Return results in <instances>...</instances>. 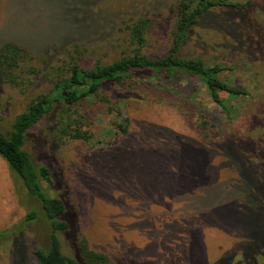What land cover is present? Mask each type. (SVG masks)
<instances>
[{
	"label": "rangeland",
	"instance_id": "obj_1",
	"mask_svg": "<svg viewBox=\"0 0 264 264\" xmlns=\"http://www.w3.org/2000/svg\"><path fill=\"white\" fill-rule=\"evenodd\" d=\"M121 1L0 0V50L16 44L28 53L14 83L0 80L4 134L29 101L47 90L68 47L85 45L93 59L114 58L119 23L129 14L148 11L146 51H165L174 0H134L135 8L125 14L117 9ZM237 1L249 4L208 13L181 50L184 57L223 66V80L246 92L222 95L230 117L200 83L152 82L136 91L119 90L111 98L113 114L102 103L84 106L78 119L91 136L88 143L55 135L51 122L26 137L24 149L32 160L52 171L59 190L51 195L63 198L74 216L76 238H85L113 264H213L221 258L219 264H264V12L257 10L264 0ZM233 25L242 32L221 35ZM119 97L126 98L125 107L115 106ZM125 119L129 143L110 149L115 124ZM204 119L210 124L208 141L228 147L232 163L225 190L229 204L206 212L199 194L216 179L203 169L208 155L199 149L198 141L205 140L196 125ZM146 123L154 128L140 130ZM32 210L40 211L37 200L0 157V233L8 232L0 240V264H37L33 251L48 250L47 223L40 216L25 223ZM71 235H59L61 252L76 258Z\"/></svg>",
	"mask_w": 264,
	"mask_h": 264
},
{
	"label": "trees",
	"instance_id": "obj_2",
	"mask_svg": "<svg viewBox=\"0 0 264 264\" xmlns=\"http://www.w3.org/2000/svg\"><path fill=\"white\" fill-rule=\"evenodd\" d=\"M78 1L83 2V0ZM132 2L133 5L136 3L134 0L121 1L122 6L117 8L120 9V14L130 13L135 8ZM248 4L237 0H174L169 9L172 25L168 32V46L160 54H149L146 51L152 26L151 19L147 16L148 11H144L140 16L129 14L119 23L114 58L109 61L93 59L85 45L75 44L68 47L60 65L56 66L48 77L47 90L29 101L25 109L15 117L8 134L0 130V157L22 179L30 196L37 200L40 206L39 212L32 210L26 215L25 223L34 222L40 216L49 228L48 250L36 248L33 251L37 264L113 263L106 255L92 250L85 238H76L73 232L75 231L74 216L69 214L63 198L51 195L59 190L55 187L57 182L54 181L52 171L46 165H37L24 149L29 131L42 122H51L55 135L88 143L91 136L82 130L78 119L84 106L91 102L102 103L105 107L104 112L113 114L111 98L115 97L119 90L136 91L142 85L152 82L156 84L194 82L195 85L200 83L206 89L211 102L230 117L232 109L222 95L240 97L246 95V92L223 80L225 71L223 66L208 65L199 58L184 57L181 55V50L191 32L208 13L221 9L240 11ZM257 10L263 13L264 6L261 4ZM234 27L226 26L228 31L221 35L227 38L230 32H242L239 27ZM27 54V50L16 44H4L1 47L0 80L2 82L14 83L18 76L16 74L19 62H23ZM35 74L34 72L32 75ZM125 99L119 97L115 101V106L125 107L127 103ZM128 122L129 120L125 119L115 124V129L119 133L116 132L114 139L108 144L110 149L129 143L132 134L129 132ZM209 126L205 119L196 125L202 139L205 140V143L198 141L199 149L208 155L203 157L206 167L202 168L213 176L211 178L216 179L212 183H206L205 190L200 191L199 206L204 212L229 204L225 196H229L230 192L225 190L229 188V171L232 164L228 147L226 149L222 146L218 147L212 141H208ZM148 128H154V125L146 123L140 130ZM214 157L215 159L212 160ZM215 161L219 163L216 164ZM238 172L242 175L239 170ZM220 174L222 177L217 178ZM205 230L207 231L208 228ZM60 234L67 236L72 234L70 241L71 244L76 242L74 243L78 254L76 258L68 257L61 252ZM7 236L8 232H1L0 240ZM227 237L222 235L220 239L227 240ZM221 260L222 258L215 259L213 264H219Z\"/></svg>",
	"mask_w": 264,
	"mask_h": 264
}]
</instances>
